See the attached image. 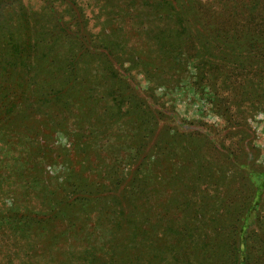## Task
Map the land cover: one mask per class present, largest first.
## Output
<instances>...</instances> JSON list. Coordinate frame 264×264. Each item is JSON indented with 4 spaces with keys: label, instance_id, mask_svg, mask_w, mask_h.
I'll return each mask as SVG.
<instances>
[{
    "label": "rangeland",
    "instance_id": "rangeland-1",
    "mask_svg": "<svg viewBox=\"0 0 264 264\" xmlns=\"http://www.w3.org/2000/svg\"><path fill=\"white\" fill-rule=\"evenodd\" d=\"M96 1L83 0L80 5L91 25L103 29L118 45L116 53L123 66L111 67L102 55H88L87 74L83 75L87 80L79 82L84 83L79 92L81 104L73 98L57 113L40 103L32 105V113L39 114L34 137L45 153L42 159L50 157L43 159L52 185L45 192L54 191L70 173L69 163L75 166V176L81 173L94 181L95 176L90 175L96 173L87 172L91 162L111 178L105 180L104 194L114 179L123 185L134 177L141 179L135 197L143 194L147 201L137 220H143L144 212L148 215L150 239L143 247L147 264H170L167 258L181 259L188 254L198 264L207 255L205 248L214 259L224 261L233 226L242 224L245 215L251 221L247 232L253 228L255 239L261 237L264 242V55L244 52L235 69V73L244 69L238 80L231 76L232 63L228 74L210 80L198 65L205 62L206 71L220 74L216 69L229 68L222 66V58L226 61L225 56L232 58L242 51L234 48L238 50L234 54L231 48L215 47L210 48L216 49L212 57L202 58L204 49L197 51V41L191 40L206 33L193 4L202 1L203 8L216 15L220 0H180L190 8L186 15L193 18L191 31L181 17H161L142 0ZM33 3L37 7L39 1ZM105 3L107 11L102 9ZM261 5L260 14L264 1ZM110 9L120 16L108 27V20L103 19H109ZM221 16L227 18L224 13ZM181 45L184 50L178 48ZM127 83L141 101L150 103L157 124L132 104L122 113L116 108L118 102H129L130 91L123 86ZM126 109L130 111L126 113ZM227 124L226 129L221 128ZM224 135L225 148L231 147L225 150L218 142ZM230 138L237 144H228ZM247 232L246 254L262 256L260 246L252 244ZM131 246L137 250L139 244L136 241ZM255 264L263 263L255 259Z\"/></svg>",
    "mask_w": 264,
    "mask_h": 264
},
{
    "label": "trees",
    "instance_id": "trees-1",
    "mask_svg": "<svg viewBox=\"0 0 264 264\" xmlns=\"http://www.w3.org/2000/svg\"><path fill=\"white\" fill-rule=\"evenodd\" d=\"M36 1H39L37 7L33 3ZM82 1L0 0V264H138L140 261L147 264L143 247L150 239V231L146 227L148 215L144 212L143 220L137 222L138 214L147 201L143 200V194L135 197L138 193L135 189L141 179L134 177L125 185L114 179L108 185V193L104 194L102 187L111 178H106L91 162L87 172L96 173L90 176L99 181H91V177L82 176L80 172V176H75V166L69 163L67 173H70L59 181L54 191L45 192L52 185L51 175L45 169L47 161L43 159L50 157L45 155L42 159L45 153L42 147L39 148L38 138L34 137L39 114L32 113V105L40 103L51 113H57L71 104L68 101L73 98L81 104L79 92L84 83L79 82L87 80L83 75L87 74L88 55H102L111 67L123 66L119 53H116L118 45L113 43L107 32H102L103 29L91 25L89 15L80 5ZM142 1L151 5L153 12L161 17L172 14L181 17L187 30L191 31L193 18L186 15L190 9L188 4L180 0ZM262 1L220 0L216 15L203 8L205 3L202 1L193 4L199 13L197 19L202 21L206 31L191 39L193 43L197 41V51L201 53L204 49L202 58L212 57L217 47L231 48L234 54V51L242 50L232 58L225 56L226 61L222 58V66L229 68L216 69L220 74L206 71L205 62L198 65L200 73L210 76V80H219L224 72L228 74V70L231 71L232 63L234 72L231 76L238 80L244 69H238L237 73L235 69L241 64L238 60L244 52H252L254 56L259 54V57L264 55ZM102 9L107 11V3L102 5ZM110 11L109 19H103L108 20V27H111L112 19L120 16L118 11ZM223 13L227 18H222ZM212 16L214 21H211ZM184 46L178 48L184 50ZM124 84L130 91L129 102L126 105H123L124 101L118 102L116 108L119 112L132 104L157 124L158 119L149 108L150 103L141 101L132 93L130 83ZM224 109L229 110V107ZM129 111L126 109V113ZM227 127L228 124L221 128ZM226 137L224 135L218 140L219 147L224 150L231 148H225ZM228 142L237 144L231 138ZM37 155L39 159H32ZM20 162V167H17ZM44 176L48 179H42ZM242 221V224L233 226L226 260L214 259L205 248L207 255L203 253L196 262L255 264V259H261L264 264L262 238L255 239L257 234L253 228L247 232L251 224L247 215ZM104 222H107V227H103ZM124 229L126 231L122 234ZM246 232L248 236L252 235V244L260 246L261 258L246 254ZM136 241L139 250L131 246ZM130 251H138L139 254L127 255ZM167 259L170 264H196L191 254L181 259Z\"/></svg>",
    "mask_w": 264,
    "mask_h": 264
}]
</instances>
